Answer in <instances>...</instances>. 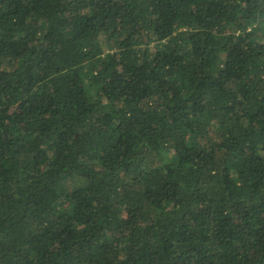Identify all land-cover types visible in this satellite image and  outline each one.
I'll list each match as a JSON object with an SVG mask.
<instances>
[{"label": "trees", "instance_id": "obj_1", "mask_svg": "<svg viewBox=\"0 0 264 264\" xmlns=\"http://www.w3.org/2000/svg\"><path fill=\"white\" fill-rule=\"evenodd\" d=\"M0 264H264V0H0Z\"/></svg>", "mask_w": 264, "mask_h": 264}]
</instances>
